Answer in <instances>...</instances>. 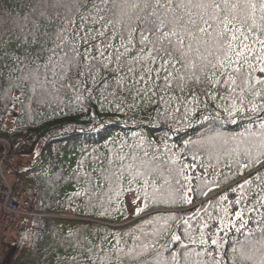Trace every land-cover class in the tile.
<instances>
[{"label":"snow or ice","instance_id":"1","mask_svg":"<svg viewBox=\"0 0 264 264\" xmlns=\"http://www.w3.org/2000/svg\"><path fill=\"white\" fill-rule=\"evenodd\" d=\"M39 37L51 41L43 67L24 68L16 49H4V67L10 61L19 72L17 82L9 84L30 86L34 97L90 93L88 80L95 84L103 72L107 75L101 76L99 87L112 97L117 112L137 98H147L159 110L165 94L177 90L180 95L169 100L179 104L188 86L193 115L202 93L205 101L222 102L219 106L230 123L246 121L237 133L213 129L186 140L179 154L175 145L161 149L141 140L139 155L130 150L128 156L118 153V160H109L116 169L101 168L100 173L107 174L110 208L101 205L99 216L108 217L110 210L119 215L122 208L136 217L143 213L148 219L142 224L149 230L133 237L131 246L121 247L119 234L107 249L85 242L92 264H124L126 259L141 264H264V0H30L16 8L0 4V42L15 39L30 48ZM162 114L167 118L169 112ZM161 152L167 159L160 158ZM126 160L131 162L125 165ZM209 168L215 177L208 175ZM125 173L129 187L121 200L122 184L111 185ZM153 175L163 183H153ZM213 187L223 192L218 207L210 212L211 202L205 206L203 200L195 207L194 200L209 198ZM39 238V232L32 233L29 244L27 230L22 234L29 253Z\"/></svg>","mask_w":264,"mask_h":264},{"label":"trees","instance_id":"2","mask_svg":"<svg viewBox=\"0 0 264 264\" xmlns=\"http://www.w3.org/2000/svg\"><path fill=\"white\" fill-rule=\"evenodd\" d=\"M3 3L16 8L17 5H28L30 0H0V4ZM46 26L51 28L53 24ZM50 47L48 37H39L37 43L30 48L19 45L15 39L7 44L0 42V135L11 140L22 138L26 141V145L18 152L20 159L15 171L25 176V192L29 195L36 193L35 209L51 214L33 217L18 215V224L13 226L16 228L18 249L13 263L92 264L87 258L85 242L107 249L113 243V236L119 234L121 247L124 243L131 246L133 237L140 236L141 230H149L147 225L142 224V220L148 219L143 213L136 217L122 208L119 215L110 210L108 217L99 216L101 205L110 208L107 174L102 176L100 173L101 168L116 169L117 165H109V160H118V153L128 156L130 150H134L132 155H139L141 140L151 142L161 149L165 145L169 149L175 145L179 154L186 140H197L210 134L213 129L229 134L237 133L243 130L246 121L230 123L227 114L219 106L222 102L219 99L205 101L202 93V102L193 115V104L186 99L188 86L185 87L179 104L174 99L169 100L170 96L180 95L177 90L175 93L165 94V102L159 110L147 98H137L129 99L128 104L122 105L123 110L117 112L111 104L112 97L99 87L101 76L107 75L103 72L96 76L95 84L91 79L88 80L90 93L82 90L62 91L57 96L37 94L34 97L30 86L22 84L20 87H12L9 84V81L17 82L19 72L18 66L10 61L8 67H4L5 48L16 49L14 54L23 60L21 66L30 68L33 65L43 67L49 58ZM12 54L10 51L9 55ZM196 88L199 90V86ZM102 92L104 95H101ZM127 95L126 92L122 93L120 99L123 100ZM105 96L108 102H105ZM177 108L180 110L177 111ZM185 109L188 111L187 116ZM165 110L169 112L167 118L162 114ZM217 113L220 114L219 120L215 119ZM204 115L209 119L203 120ZM188 147L190 149L191 145ZM37 152L39 156L35 155ZM149 153L151 155L152 149H149ZM160 158L167 159V155L161 152ZM130 162L126 160L125 165ZM208 175L215 177L216 172L209 168ZM151 180L157 185L163 183L158 175H153ZM121 184L124 193H120V199L124 200L129 187L127 173L113 181L111 186L119 188ZM136 186L133 184V187ZM221 186L227 190L225 185ZM77 192L80 193L79 196L75 195ZM222 194L220 189L213 187V191L209 193L210 201L209 198H196L194 205L201 207V200L205 206L211 202V212L218 207L216 201ZM234 198L233 194H229V199ZM111 199L115 201L114 192ZM72 216L77 218H71ZM25 230L29 244L31 234L40 233L31 253L29 244H23L22 241ZM231 235L230 233V237ZM236 235L242 239L239 234ZM143 259L145 258L142 257L141 260ZM124 264H141V261L126 259Z\"/></svg>","mask_w":264,"mask_h":264},{"label":"built area","instance_id":"3","mask_svg":"<svg viewBox=\"0 0 264 264\" xmlns=\"http://www.w3.org/2000/svg\"><path fill=\"white\" fill-rule=\"evenodd\" d=\"M26 145L22 138L14 140L0 135V224H10L18 215L43 216L51 215L41 213L35 209L37 202L36 193L29 195L25 192V176L19 171H14L8 179L3 171V165L13 166V154L19 152Z\"/></svg>","mask_w":264,"mask_h":264},{"label":"rangeland","instance_id":"4","mask_svg":"<svg viewBox=\"0 0 264 264\" xmlns=\"http://www.w3.org/2000/svg\"><path fill=\"white\" fill-rule=\"evenodd\" d=\"M20 159V154L18 152L13 154V166L9 167L3 165V171L8 179H11L14 175V171L17 170L18 162ZM20 216H17L13 223L3 225L0 224V264H14L13 259L17 249V240H16V228L13 227L17 225V219ZM24 217V216H23ZM31 218V217H30ZM71 218H77L72 216ZM81 219V217H78Z\"/></svg>","mask_w":264,"mask_h":264}]
</instances>
